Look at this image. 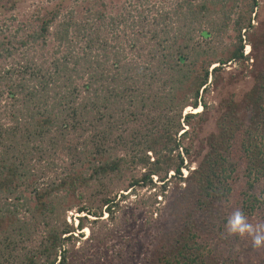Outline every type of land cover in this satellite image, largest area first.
<instances>
[{"label": "trees", "instance_id": "1", "mask_svg": "<svg viewBox=\"0 0 264 264\" xmlns=\"http://www.w3.org/2000/svg\"><path fill=\"white\" fill-rule=\"evenodd\" d=\"M258 4L244 0V9L233 22L234 42L223 57L191 41L194 23L201 24L210 12L228 17L234 3L221 5L219 0L179 3L183 12H175L174 31L181 35H170L173 22L153 21L151 28H145L152 45L143 65L122 62V53L108 47L101 33L105 14L98 10L86 11L91 22L75 23L70 18L53 29L56 50L60 45L69 48L62 57H55L56 50L50 58L42 57L48 52L42 49L60 4L48 7L35 27L0 38V244L16 239L25 243L37 226L44 228L38 243L23 247L24 254L14 264H68L66 244L77 239L74 228H83L87 214L98 218L104 210L112 213L113 178L121 179L125 171L137 167L141 175H131L129 186L155 185L156 177L165 194L170 179L176 178L186 191L176 229L155 241L151 264H231L240 251L254 247L250 236L229 234L226 222L240 209L251 224L264 223V62L254 71L244 110L231 107L222 112L216 121L218 134L210 136L208 152L193 169L184 163L189 150L182 147L180 137L189 133L184 122L204 118L208 79L219 68L210 66L249 57L250 51L244 53V34L253 28L251 15H256ZM123 19L110 16L108 22L114 28ZM205 23L211 30H201V35L213 33L212 40L219 31L217 20ZM72 27L74 39L87 40L81 55L72 52ZM261 42L264 49V34ZM71 138L81 140L80 146ZM57 151L71 167L39 181L36 164H44V173L55 168L49 161ZM88 188L87 197L83 190ZM11 197L28 201L29 219L10 209V204H17L8 202ZM71 209L86 212L76 215V227L66 223L65 214Z\"/></svg>", "mask_w": 264, "mask_h": 264}, {"label": "rangeland", "instance_id": "2", "mask_svg": "<svg viewBox=\"0 0 264 264\" xmlns=\"http://www.w3.org/2000/svg\"><path fill=\"white\" fill-rule=\"evenodd\" d=\"M184 0H0V38L3 36H11L16 32H22L35 27L39 18L45 13L48 7L60 4V12L57 19L52 24L49 36H47V44L42 49V57L50 58V52L56 50L58 42L54 39L52 33L53 29L57 27L60 22H66L70 18L75 23L85 21L91 22L86 11L94 14L97 10L105 14V23L101 27V33L106 36L108 43L118 49L122 55V62L137 61L143 65L145 58L152 45L151 34L145 32V28L149 29L153 25V21L162 20L164 22H173L170 35H181L176 30L175 22L176 10L179 3ZM200 0H192L194 4ZM221 5L234 3L231 12L224 17V13L213 14V11L201 22V24L194 23L192 30V42L195 46L208 48L209 52H215V57H223L226 47L231 46L234 42L236 30L233 22L237 17L238 12L242 11L244 0H219ZM259 4L255 10L256 15L252 13L251 17L253 28L245 33L244 53L250 51L249 57L243 61H230L226 64L218 62L213 63V66H219L218 70L212 76H209L211 81L208 91L204 94V99L207 102L208 108L201 121L198 116L190 119L189 124L183 127L188 129V134L185 137H180L182 147H187L188 155L184 156V163L193 169L198 166L209 149L208 139L211 135H217L218 129L216 121L220 118L222 112L226 108L243 109L245 97L248 95L254 83V71L259 69L264 62V49L261 46V36L264 34V0H258ZM128 11V12H127ZM183 12V8L181 10ZM166 15V16H164ZM181 15V14H179ZM117 16L120 20L114 28L110 25L109 17ZM164 17V18H163ZM213 18L217 20L219 31L215 32L216 37L212 40L210 36L203 37L201 30H211L210 26L205 23L207 20ZM73 22V24H74ZM138 23V24H137ZM30 25V26H28ZM90 26V23L87 24ZM141 25L144 29H141ZM74 26V25H73ZM171 27V26H170ZM158 30V28L156 29ZM89 29H85L84 32ZM142 31V35L141 34ZM148 31V30H147ZM17 35H20L17 33ZM70 39L73 40L72 52L76 55H81L86 46V38L84 40L74 39L76 32L71 28L69 32ZM19 37V36H17ZM135 37L139 41L135 42ZM15 39V38H12ZM85 41V42H83ZM134 43L130 47L128 43ZM60 45L59 49L54 51L55 57H62L66 54L69 48ZM113 51V48H112ZM38 52V54H40ZM98 53H101L99 51ZM37 62L40 61L41 56L38 55ZM222 55V56H220ZM49 60V59H48ZM47 62L46 64H48ZM110 63V62H109ZM106 64L107 66L109 65ZM201 107H197L195 111L184 109V111L197 112ZM236 109V110H237ZM181 133V131L179 132ZM80 146L81 140L71 138V142ZM55 168L45 172L44 164H36V169H40L41 176L39 181H44L48 178L55 177V172L61 171L63 167L70 168V161L65 158V155L57 151L53 155ZM44 163V162H43ZM43 165V166H42ZM186 167V168H187ZM183 169V175H187V169ZM142 169H131L125 171L121 179L113 178L115 187L112 194L116 193V206L112 207V213L108 211L102 213L100 217H94L90 214L82 220L83 228L75 229V238L67 242L69 253L67 255L68 264H151L154 260V249L156 248V240L166 236L168 233H173L176 225L179 222L181 206L185 202L182 199L185 197L183 181L172 178L168 184V191L162 193L160 181H153L155 185L129 186L131 175L140 177ZM44 173V174H43ZM140 183V182H139ZM20 189H24L22 186ZM26 194L28 195V191ZM88 197L91 189H84ZM183 193V194H182ZM28 197V196H27ZM31 199V198H29ZM3 202V201H1ZM8 202L17 203L16 207L10 204V209H15L19 218L24 220L30 218V212H27V204L23 199H8ZM30 203V202H29ZM232 203H234L232 201ZM99 207L98 205H96ZM85 215L86 212L77 213L75 209L68 210L65 214L66 223L73 224L76 227L78 222L76 215ZM96 219V220H94ZM62 220V219H58ZM88 230H87V229ZM43 225L36 227L37 232L31 236V240L21 242L14 240L10 244H0V260L4 264H14L19 256L24 254L23 247H28L37 244L41 235L43 234ZM86 229V231L84 230ZM80 233V234H79ZM82 233V234H81ZM9 239V238H8ZM10 241V239H9ZM262 247H248L240 251L237 255L239 259L232 261L231 264H264V253ZM256 249V250H253ZM252 251V252H251ZM256 254L254 255V253ZM254 256V257H253Z\"/></svg>", "mask_w": 264, "mask_h": 264}, {"label": "clouds", "instance_id": "3", "mask_svg": "<svg viewBox=\"0 0 264 264\" xmlns=\"http://www.w3.org/2000/svg\"><path fill=\"white\" fill-rule=\"evenodd\" d=\"M226 230L231 235L250 236L256 248L264 246V223L251 224L247 215L240 209L235 210L227 219Z\"/></svg>", "mask_w": 264, "mask_h": 264}]
</instances>
